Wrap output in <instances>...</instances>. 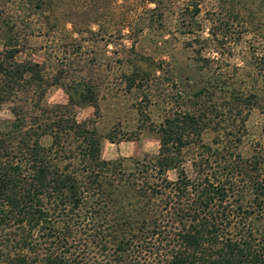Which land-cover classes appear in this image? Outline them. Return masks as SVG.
Masks as SVG:
<instances>
[{"label":"trees","instance_id":"obj_1","mask_svg":"<svg viewBox=\"0 0 264 264\" xmlns=\"http://www.w3.org/2000/svg\"><path fill=\"white\" fill-rule=\"evenodd\" d=\"M47 1L0 0V105L12 114L0 121V264H264V142L240 151L242 112L264 109V78L194 86L191 107L157 125V154L104 159L94 122L73 108L96 103L92 81L17 59L22 29ZM170 1L130 0L159 19ZM204 1L174 0L190 33L201 32ZM214 1L235 17L254 14L251 0ZM218 30L216 43L226 36ZM140 75L132 69L128 89ZM54 85L67 103L43 102Z\"/></svg>","mask_w":264,"mask_h":264},{"label":"rangeland","instance_id":"obj_2","mask_svg":"<svg viewBox=\"0 0 264 264\" xmlns=\"http://www.w3.org/2000/svg\"><path fill=\"white\" fill-rule=\"evenodd\" d=\"M251 1L253 16L243 11L235 17L205 0L197 16L201 32L193 34L174 0L160 19L130 0H48L37 24L22 29L26 38L17 59L44 64L46 73H61L65 80L84 76L92 81L96 103L73 108L79 120L94 122L102 158L150 157L159 149L157 125L174 109L191 107L194 86L214 77L221 82L264 78V0ZM135 22L139 24L131 29L128 24ZM214 26L218 38L226 35L220 43L209 35ZM200 57L214 62L208 68ZM136 67L141 75L135 88L128 89L126 76ZM67 100L60 85L49 87L43 97L47 105ZM9 108L10 103L0 105V121L12 119ZM242 117L246 133L240 151L248 155L255 143L264 142V109L246 108ZM210 137L205 132L203 140ZM168 177L174 179L175 172Z\"/></svg>","mask_w":264,"mask_h":264}]
</instances>
